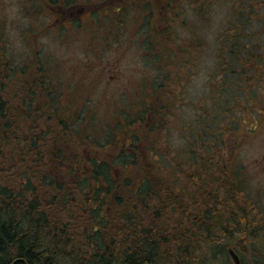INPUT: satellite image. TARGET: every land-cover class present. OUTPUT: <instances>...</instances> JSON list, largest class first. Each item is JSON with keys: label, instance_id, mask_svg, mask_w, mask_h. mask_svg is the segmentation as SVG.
<instances>
[{"label": "trees", "instance_id": "trees-1", "mask_svg": "<svg viewBox=\"0 0 264 264\" xmlns=\"http://www.w3.org/2000/svg\"><path fill=\"white\" fill-rule=\"evenodd\" d=\"M246 1L232 0L233 12ZM27 2L31 10L27 5L22 12L28 9L45 22L35 34L42 29L62 34L66 22L72 32L83 30L77 0ZM148 2L143 6L145 1L131 0L117 11L128 6L142 17L147 11V21L153 23V5ZM96 7L88 14L98 17L105 8ZM110 14L100 15L109 23ZM164 17L160 24L170 25V32L174 19ZM156 31L153 23L151 33ZM165 32L160 30L164 37ZM233 33L226 31L224 43L234 41L237 51H245L239 43L243 36ZM25 56L17 65L0 45V264H226L231 245L238 254V247L248 250L245 264H264L253 248L259 230L251 213L240 206L226 218L214 208L215 191L229 188L222 179L204 181V189L217 185L195 206L188 197V147L167 159L152 143L148 148L150 132L156 130L149 120L166 116L162 110L145 112L136 136L129 131L105 134L107 127L95 121V115L83 113L82 107L74 112L61 102L57 81L38 53L30 50ZM260 58L252 60L264 61ZM231 84L240 86V96L249 90L264 92L259 77L240 73ZM119 118L125 116L120 112ZM213 146V155L220 157L224 145L219 141ZM213 168L215 174L229 173L219 164ZM202 243L208 258L195 256Z\"/></svg>", "mask_w": 264, "mask_h": 264}, {"label": "rangeland", "instance_id": "rangeland-1", "mask_svg": "<svg viewBox=\"0 0 264 264\" xmlns=\"http://www.w3.org/2000/svg\"><path fill=\"white\" fill-rule=\"evenodd\" d=\"M130 1L77 0L83 10L78 15L84 25L80 33L72 32L66 22L67 29L62 34L45 29L35 34L45 22L29 14L31 6L27 0H0V45L5 56L13 57L17 65L30 50L38 53L57 81L61 102L74 112L82 107L83 113L95 115V121L107 127L105 134L118 136L129 131L136 136L143 114L162 110L166 116L149 120L156 130L148 131V148L152 143L165 158H173L184 154L188 147V197L195 206L217 185L204 189L201 184L211 177L214 181L220 177L229 188L220 186L213 194L215 210L226 218L240 206L251 213V222L259 230L253 248L264 258V132H258L254 142L249 140L237 147L235 142L245 123L235 106L230 108L227 98L223 105L222 100L223 96H234L235 90L240 96V86L231 84L237 80L235 73L240 68L228 63L223 69V63L229 60L228 52L237 53L241 60H246L248 53L264 60V0H247L237 12L231 8L232 0H136L145 1L143 6L152 2L155 34L151 33L153 23L147 21V11L143 17L128 6L117 11L121 4ZM251 2H256L255 8L246 6ZM96 5V9L105 8L96 13L98 17L89 15ZM25 6L28 9L23 13L21 8L24 10ZM100 14H110L113 20L108 23L107 16ZM165 15L174 19L170 32V25L160 24ZM115 17H121V21ZM95 23L97 29L93 30ZM162 29L165 37L160 33ZM226 31L243 36L239 43L247 47L245 51L238 53L234 41L222 47ZM223 71L227 74L222 75ZM253 73L250 69L247 78ZM258 94L264 96L258 89L249 90L245 96ZM120 112L125 116L124 122L119 118ZM218 139L224 148L217 158L213 145L219 143ZM114 143L118 145L120 140ZM139 146L138 143L136 148ZM218 164L226 166L229 173L215 174L213 166ZM232 184L234 188L230 190ZM224 196L226 203L221 199ZM205 245L202 243V249L195 252L196 257L208 258V254H203ZM230 248L234 250V245ZM238 251L245 264L250 259L248 250L238 247ZM226 264H231L229 258Z\"/></svg>", "mask_w": 264, "mask_h": 264}, {"label": "flooded vegetation", "instance_id": "flooded-vegetation-1", "mask_svg": "<svg viewBox=\"0 0 264 264\" xmlns=\"http://www.w3.org/2000/svg\"><path fill=\"white\" fill-rule=\"evenodd\" d=\"M222 47H225L224 41L222 42ZM239 52L240 51H238V53ZM228 58L230 61L228 60L223 63L224 70L227 67L228 63H232L234 68H240V71L236 72L237 75L242 73L243 77H247L246 73L251 69L254 73L250 77V79H255L256 77H264V75L262 74L264 61H253L252 58H255V56H252L251 53L247 54L246 60H241L237 53L228 52ZM225 74L227 73L223 71L222 75ZM225 98H227V104L230 106V108L233 105L235 106V110L238 111L239 116L242 118L241 122L245 123V126L239 133V139L235 142L237 144V147H239L241 144L247 143L249 140L250 142H254L257 133L260 131L264 132V96H223V105H225ZM254 119L256 121V125L255 123H253ZM248 125L249 128L247 130L246 128L248 127ZM244 129L247 130L246 134L243 133ZM240 136H242L241 140ZM223 170H227L226 166L223 167ZM240 264H242L241 260Z\"/></svg>", "mask_w": 264, "mask_h": 264}, {"label": "water", "instance_id": "water-1", "mask_svg": "<svg viewBox=\"0 0 264 264\" xmlns=\"http://www.w3.org/2000/svg\"><path fill=\"white\" fill-rule=\"evenodd\" d=\"M229 256L233 262V264H239V260L238 257L236 256V254L230 249L228 250Z\"/></svg>", "mask_w": 264, "mask_h": 264}]
</instances>
